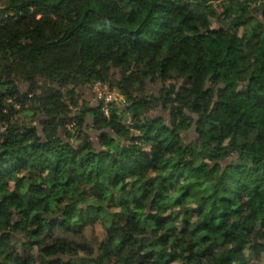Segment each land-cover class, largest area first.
Masks as SVG:
<instances>
[{"label": "trees", "instance_id": "obj_1", "mask_svg": "<svg viewBox=\"0 0 264 264\" xmlns=\"http://www.w3.org/2000/svg\"><path fill=\"white\" fill-rule=\"evenodd\" d=\"M260 232L264 0H0V264H264Z\"/></svg>", "mask_w": 264, "mask_h": 264}, {"label": "rangeland", "instance_id": "obj_2", "mask_svg": "<svg viewBox=\"0 0 264 264\" xmlns=\"http://www.w3.org/2000/svg\"><path fill=\"white\" fill-rule=\"evenodd\" d=\"M214 26L218 27V23H214ZM221 40H223V39L218 37V39L216 40V43H219ZM104 71L106 73L112 74V71L108 70L106 67H104ZM109 86H110L109 84L97 82V83H95V84H93L91 86L83 87L81 89L82 92H83V94H81V97H82V99L86 98L92 104L104 103V110L106 111V113H108L109 112V101H107V95H108V93H114V92L118 91L116 89H111ZM150 87H151V89L154 92L158 93L160 88H161V85L157 84V83H154L153 85L150 84ZM114 103H117L116 105H118V104H121L122 102H121V100H119V102L118 101H116V102L114 101ZM154 115L155 116L163 115L167 119H169V113H167V112L163 113L162 109H158L154 113ZM195 138H196V133H195V129H193V130H191L189 132L188 141L191 142ZM257 237L263 238L264 237V233H261V232L258 233ZM38 249H39V247L35 246V247L29 248V250H27V251L24 250V252L28 253V254H29V252L37 254L38 253ZM240 262H241V260L239 258H236V260H234V262L232 264H238Z\"/></svg>", "mask_w": 264, "mask_h": 264}, {"label": "built area", "instance_id": "obj_3", "mask_svg": "<svg viewBox=\"0 0 264 264\" xmlns=\"http://www.w3.org/2000/svg\"><path fill=\"white\" fill-rule=\"evenodd\" d=\"M121 100V102H125L124 96L119 92H114V93H108L107 95V101L113 102V101H118Z\"/></svg>", "mask_w": 264, "mask_h": 264}]
</instances>
